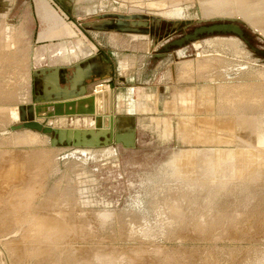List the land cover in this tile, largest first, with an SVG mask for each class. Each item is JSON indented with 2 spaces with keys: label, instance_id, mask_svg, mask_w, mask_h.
<instances>
[{
  "label": "rangeland",
  "instance_id": "1",
  "mask_svg": "<svg viewBox=\"0 0 264 264\" xmlns=\"http://www.w3.org/2000/svg\"><path fill=\"white\" fill-rule=\"evenodd\" d=\"M171 1L48 0L74 32L48 17L40 35L35 0H0V264H264V90L257 87L264 56L234 35L213 37H236V50L207 45L213 37H206L181 53L160 51L196 25L174 21L227 18L264 49V0ZM202 7L230 14L204 18ZM110 13L147 15L155 26L144 33L81 25ZM95 47L110 57L111 80L90 82L74 109H90V97L106 90L109 99L96 96L94 113L27 111L43 102L35 100L43 90L34 71L72 69ZM110 90L119 119L113 133L132 132V145L102 142ZM47 111L53 107L38 113ZM21 115L71 128L72 143L94 145L10 130Z\"/></svg>",
  "mask_w": 264,
  "mask_h": 264
},
{
  "label": "water",
  "instance_id": "2",
  "mask_svg": "<svg viewBox=\"0 0 264 264\" xmlns=\"http://www.w3.org/2000/svg\"><path fill=\"white\" fill-rule=\"evenodd\" d=\"M116 17V19H114ZM151 20H155L156 17H150ZM148 19L147 15L143 14H128V15H122V14H102L99 16L98 19L94 21H83L81 22V25L85 28H90L94 31H129V30H136L135 28H129L127 26L129 25H146V20ZM158 20V19H157ZM193 23H196L195 26H193L190 30L182 33L179 37L172 39V40H166L160 49L161 52L169 51L173 48H182L190 43H194L198 41L199 39H203L206 37H213V36H225V35H234L241 39L249 48L259 53L260 55L264 56V49L256 48L253 45H251L250 42V36L248 33L241 27L240 21L238 19L234 18H227V19H219V20H213L211 22L208 21H191L190 19L185 20H179L174 21V27L178 25V27H184L192 25ZM145 31V30H144ZM85 71H80L79 68L76 66V70L74 73H71L67 81L69 83V86L64 85L63 87L59 84V68L58 67H46V68H40L37 71H34L33 74L37 76L39 75V80L42 85L43 95L36 96V101H41L36 103L32 106H29L27 108L28 112H34L35 115L38 117H56V116H67V115H73V114H84V113H94L95 107V96H91L90 100L92 101V105L90 109H83L82 107L74 109L76 101L74 98L80 97V99H77L78 101L83 100V96L86 94V88L83 84V78L85 77ZM43 76L45 77L43 81ZM79 87V90L74 93L71 89H74V86ZM70 87V90L68 89ZM46 89V90H45ZM48 94V95H46ZM83 97V98H81ZM71 99V100H70ZM82 99V100H81ZM81 103V102H79ZM74 106V107H73ZM19 109H22L21 106H18ZM48 107H53V111H47V113L39 114V110H45ZM90 110V111H89ZM98 117V115H96ZM95 117V118H96ZM21 119V122L12 124L9 126V129L12 131L19 130L21 128H31L38 131H43L45 133H56L58 135V138L55 140L53 139V143L59 142L63 143L65 142L68 145H86L89 143H72L71 139L67 135L69 132H71V128H59L52 125V123H49L47 125H44L40 123L39 121L35 119H30L27 121L23 120V116H19ZM114 114H113V92L110 90V109H109V115H108V121H109V136L102 141L103 143H108L113 138H115L116 141L122 142L125 145H132L133 144V133L127 132L123 134H117L113 133V123H114ZM67 132V133H66ZM63 133V137L62 134ZM127 136V138H126ZM100 143V142H99ZM97 143V144H99ZM94 145V144H89Z\"/></svg>",
  "mask_w": 264,
  "mask_h": 264
},
{
  "label": "flooded vegetation",
  "instance_id": "3",
  "mask_svg": "<svg viewBox=\"0 0 264 264\" xmlns=\"http://www.w3.org/2000/svg\"><path fill=\"white\" fill-rule=\"evenodd\" d=\"M114 19H116V17H114ZM155 26V25H154ZM151 23L148 22V24L146 25H129L127 27L129 28H132V29H136V30H129V31H132V32H135V31H144V33H147V32H151V29L154 27ZM157 27H155L156 29ZM168 39V38H167ZM207 39V38H206ZM182 49V48H181ZM181 49H178V50H181ZM95 51H90V53H88L85 57H83L82 59H79L77 60V62H75L73 65H72V69H62L60 67L59 68V84L61 87H63L64 85H67L69 86V83L67 81V78L68 76L71 74V73H74V71L76 70V66L79 68V69H84V73H85V77L83 78V84L85 85V88H86V93H87V89H88V84L91 82L93 83V87L95 88L96 85H99V86H103L102 82H104L103 80L106 79V77H109L111 76V69L109 68L108 71H103L102 73L99 74V70L98 71H93L91 68L92 64L94 62L97 61V59H105V61L107 62V68L111 66V63L109 61L111 60H108L110 57L108 55H104V53H100L98 54L97 52H99V49L95 47L94 49ZM58 53V52H57ZM164 53V52H163ZM40 58H43V55L41 54L40 55ZM88 70H87V69ZM41 76V75H40ZM111 80V78L109 80H107L108 82ZM106 81V80H105ZM109 84V83H108ZM68 89L70 90V87H68ZM74 93H76L78 90H79V87L78 85L74 86V89H71ZM95 90V89H94ZM87 94H85L86 96ZM28 108V107H27ZM114 123H113V126H117V123H119V119H117L115 117V119L113 120ZM127 138V136H126ZM128 139V138H127Z\"/></svg>",
  "mask_w": 264,
  "mask_h": 264
},
{
  "label": "bare ground",
  "instance_id": "4",
  "mask_svg": "<svg viewBox=\"0 0 264 264\" xmlns=\"http://www.w3.org/2000/svg\"><path fill=\"white\" fill-rule=\"evenodd\" d=\"M171 1V0H170ZM174 1V0H173ZM211 1H213V0H211ZM236 1V0H235ZM172 2V1H171ZM215 6V5H214ZM217 6L219 7L220 6V8H222L224 5L223 4H220V3H217ZM226 7V6H225ZM39 8H43V18H47V17H52V18H54V20L55 21H57L58 23H62V25H60V24H58L59 26L57 27V29H60L61 30V27L63 28V29H66L68 26L66 25V21H65V24H64V21H63V19L61 18V16H59V14L55 11V9L54 8H52V6H50V4H49V2H48V0H38V3H37V10L39 11V13H42V11L39 9ZM224 8V7H223ZM203 7L201 8V11H202V13H200V15L202 16V17H204V18H206V17H208V16H212V15H216V14H218V15H221V14H226L227 12H224V13H219V12H213V13H208V12H211V10H214L215 9V7H207V9L205 8L204 10H205V12L206 13H208V14H204L203 13ZM210 9V10H209ZM218 9V8H217ZM219 10H221V9H219ZM225 10V9H224ZM230 10V9H229ZM41 11V12H40ZM228 11V10H227ZM45 12V13H44ZM172 12V11H171ZM177 13H180V12H177ZM232 13V12H231ZM227 14H230L229 12L227 13ZM233 15H234V13H232ZM245 19V18H244ZM246 20V19H245ZM250 20V19H249ZM251 21V20H250ZM253 21V20H252ZM248 22V21H247ZM254 24V23H253ZM65 25V26H64ZM255 25V24H254ZM258 28V27H257ZM59 31V30H58ZM58 31H56V30H54V31H52L51 32V35H49V36H56L57 35V32ZM46 32V31H45ZM70 30H69V34H70ZM72 33V32H71ZM50 37V38H51ZM40 38H41V36H40ZM204 42H206L205 44H207V43H210V44H216V45H225V46H231V47H233V48H235V50H236V47L238 46V42H239V40L236 38V37H234V36H227V37H213V38H207V39H204ZM195 44L197 45L198 44V42H195ZM204 44V43H203ZM208 45V44H207ZM206 45V46H207ZM222 48H224V47H222ZM226 48V47H225ZM178 53H181L182 52V50H178L177 51ZM207 63V62H206ZM95 66H94V64H92V66H91V69H93ZM87 69V68H86ZM80 71H83L84 69H79ZM88 70V69H87ZM186 70V69H185ZM44 81V80H43ZM98 86V85H97ZM251 87V86H250ZM254 87H255V85H254ZM258 88H259V90L260 89H262V90H264V85H260V86H257ZM239 89V88H238ZM256 89V88H255ZM99 90V89H98ZM255 91V90H254ZM101 92V91H100ZM227 92V91H226ZM98 93V92H97ZM252 93V92H251ZM100 95V98L102 99L103 97H104V100L107 98V99H109V92L106 90V91H104V92H102V93H100V94H97V95H95V97L97 96V99H99L98 98V96ZM96 103V102H95ZM233 108V107H232ZM231 108V109H232ZM239 118V116L237 117V119ZM254 119V118H253ZM239 120V119H238ZM240 120H242V118L240 119ZM243 121L245 122V118L243 119ZM242 122V121H241ZM243 123V122H242ZM244 124V123H243ZM245 124H247L246 122H245ZM78 134V133H77ZM222 134V133H221ZM62 135V137H63V133L61 134ZM68 135L70 136L71 135V133L69 132L68 133ZM204 152V151H203ZM241 152V151H240ZM195 153H197V152H193V154H195ZM226 153H228V152H219V153H217V155L219 156V158L222 156V154H226ZM231 153V152H230ZM188 154H191V153H188ZM202 154V153H201ZM204 154H207V153H204ZM204 154H202V155H204ZM192 155V154H191ZM212 155V154H211ZM210 155V156H211ZM216 155V156H217ZM228 155V154H227ZM193 156V155H192ZM257 156V155H256ZM191 157V156H190ZM200 157V156H199ZM204 157V156H203ZM202 157V158H203ZM205 157H208V155H206ZM186 158V157H185ZM196 158V157H195ZM202 158H200V161H201V159ZM211 158H214V157H211ZM217 158V157H216ZM225 158V157H224ZM197 159V158H196ZM223 159V158H222ZM192 160V159H191ZM191 160H189V161H191ZM204 160V159H203ZM226 160V159H225ZM197 161V160H196ZM199 161V162H200ZM201 162H204V161H201ZM219 162V161H218ZM222 163V162H221ZM219 164V163H218ZM220 165V164H219ZM187 171H189L187 174H189V175H193V170H191V168H189ZM186 172V171H185ZM195 175V174H194ZM106 216V215H105ZM1 261H2V263H4L5 264V262H4V260H3V258L1 259Z\"/></svg>",
  "mask_w": 264,
  "mask_h": 264
},
{
  "label": "crops",
  "instance_id": "5",
  "mask_svg": "<svg viewBox=\"0 0 264 264\" xmlns=\"http://www.w3.org/2000/svg\"><path fill=\"white\" fill-rule=\"evenodd\" d=\"M35 8H36V13H37V16L39 17V19L41 20V23H42V28L40 29V31H41V34L40 35H42L43 34V19H47V18H43V13H39V11L37 10V2H36V0H35ZM56 11V10H55ZM57 12V11H56ZM60 16V15H59ZM52 18V17H51ZM62 18V17H61ZM53 20H54V18H52ZM63 19V18H62ZM55 21V20H54ZM63 21L65 22L66 20H64L63 19ZM68 27V30H70L71 32H74V30L69 26V25H67ZM41 38H43V37H41ZM94 64V68L92 69L93 71L95 70V71H98L99 70V74L100 73H102L103 71H108L109 70V67L107 68V62L105 61V59H97V61L96 62H94L93 63ZM57 66H59L60 68H62L60 65H57ZM63 69V68H62ZM91 69V68H90ZM111 75V74H110ZM40 77H38V79H39ZM43 80L45 79V77L43 76V78H42ZM104 82H106L105 80H103ZM103 82V83H104ZM46 90V89H45ZM46 95H48V94H46Z\"/></svg>",
  "mask_w": 264,
  "mask_h": 264
}]
</instances>
